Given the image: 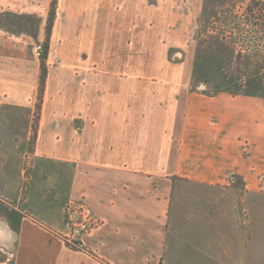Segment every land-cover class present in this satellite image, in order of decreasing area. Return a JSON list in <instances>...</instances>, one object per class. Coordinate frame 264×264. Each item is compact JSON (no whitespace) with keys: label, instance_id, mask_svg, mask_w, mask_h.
<instances>
[{"label":"crops","instance_id":"0c3cea01","mask_svg":"<svg viewBox=\"0 0 264 264\" xmlns=\"http://www.w3.org/2000/svg\"><path fill=\"white\" fill-rule=\"evenodd\" d=\"M59 1L58 33L88 58L44 91L22 210L3 218L11 264L264 258V97L193 89L166 1ZM82 198L101 224L78 251L54 234Z\"/></svg>","mask_w":264,"mask_h":264},{"label":"rangeland","instance_id":"374dc122","mask_svg":"<svg viewBox=\"0 0 264 264\" xmlns=\"http://www.w3.org/2000/svg\"><path fill=\"white\" fill-rule=\"evenodd\" d=\"M162 1L174 17L175 33L184 35L189 47L193 89L264 97V21L255 24L247 11L250 0ZM65 17L59 0H0V226L10 233L3 218L14 207L22 210L44 91L70 74L72 68L62 65L88 58L72 38L58 33ZM167 50L171 62L184 57L180 48ZM42 64L46 79L40 101ZM76 200L65 203L64 216L67 204ZM13 237L9 245L0 242V264L12 262ZM255 264H264V258Z\"/></svg>","mask_w":264,"mask_h":264},{"label":"built area","instance_id":"2783aa9c","mask_svg":"<svg viewBox=\"0 0 264 264\" xmlns=\"http://www.w3.org/2000/svg\"><path fill=\"white\" fill-rule=\"evenodd\" d=\"M87 202L82 198L71 201L65 209V230L56 232L55 237L65 246L84 250L83 238L100 226Z\"/></svg>","mask_w":264,"mask_h":264},{"label":"trees","instance_id":"16d2710c","mask_svg":"<svg viewBox=\"0 0 264 264\" xmlns=\"http://www.w3.org/2000/svg\"><path fill=\"white\" fill-rule=\"evenodd\" d=\"M55 2H57V0H55ZM247 11H250L253 20H255V24H257L256 22H262L264 21V0H250L248 5H247ZM258 15H255L257 13ZM52 22V21H51ZM264 23V22H263ZM47 36L48 39L50 38V29L47 32ZM45 56H47V52H45V54L42 56L43 58H45ZM42 71H41V77H40V93H39V100L41 101V97H42V92L44 91V85H45V79H46V69H45V65L42 64ZM40 110V106L37 108V113H39ZM38 116V114H37Z\"/></svg>","mask_w":264,"mask_h":264},{"label":"water","instance_id":"95a60500","mask_svg":"<svg viewBox=\"0 0 264 264\" xmlns=\"http://www.w3.org/2000/svg\"><path fill=\"white\" fill-rule=\"evenodd\" d=\"M13 235L14 234L7 231L5 227L0 226V242L1 243H4L6 245L11 244V242L14 239Z\"/></svg>","mask_w":264,"mask_h":264}]
</instances>
